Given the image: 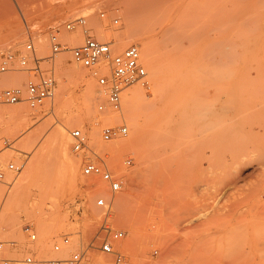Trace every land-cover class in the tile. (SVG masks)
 Returning <instances> with one entry per match:
<instances>
[{
    "label": "rangeland",
    "instance_id": "obj_1",
    "mask_svg": "<svg viewBox=\"0 0 264 264\" xmlns=\"http://www.w3.org/2000/svg\"><path fill=\"white\" fill-rule=\"evenodd\" d=\"M70 1L11 0L13 11H0V63L9 51L18 55L29 39L38 55L48 54L52 32L65 45L56 54L55 95L37 109L25 102L2 101L5 89L23 86L27 77L17 60L0 75V165L6 172L5 182L0 181V237L15 241L4 250L17 259L11 264H48V259L66 257L78 245L87 251L83 264H111L110 255L95 247L107 233L102 227L104 211L96 204L100 195L112 205L107 219L110 227L124 231V237L113 243L124 250L131 264H185L181 254H166L165 247L194 236L198 210L217 199L220 209H214L215 203L210 208L215 210L214 218H219L215 223L220 245L216 242L196 262L264 264V0ZM68 3H74L75 12L64 8ZM77 16L86 17L89 34L111 43L113 54L137 45L148 79L156 76L149 85L161 75V82L151 89L139 83L127 88L148 90L137 97L139 129L123 112L124 99L123 110L98 109L99 104L107 103V97L92 70L76 64L69 50L84 39L83 27H65ZM95 21L103 24L101 37L93 28ZM108 29L117 40L112 41ZM15 32L18 40L9 42ZM69 33H78L81 40L73 44L67 38ZM129 33L142 39L129 40L125 37ZM143 41L153 44L151 62L143 57ZM149 63L153 71L156 64L161 71L153 73ZM65 70L69 71L67 77L62 74ZM79 72L93 82L97 96L91 103L90 118L87 115L68 123L69 115L85 110V80L77 76ZM61 78L66 80L65 92L60 89ZM15 108L27 111V123L8 124L7 113ZM122 123L128 126L127 136L104 139V126ZM58 127L67 130L69 152L81 161L77 180L70 178L62 153L49 143ZM92 127L97 130L95 140ZM74 128L87 134L90 150H73L70 131ZM31 133L33 141L26 143ZM132 138L135 143L125 145ZM117 143L124 147L118 148ZM43 145L47 147L37 176L17 191L15 180ZM96 155L123 177L120 191L112 193L99 177L82 173L86 160L97 159ZM128 158L131 164L126 163ZM10 161L22 164V169L8 171ZM6 207L11 212L8 217L2 215ZM32 233H36L33 240ZM64 235H69L73 245L56 252L53 245ZM30 253L35 262L23 261ZM193 260L188 264H195Z\"/></svg>",
    "mask_w": 264,
    "mask_h": 264
},
{
    "label": "built area",
    "instance_id": "obj_2",
    "mask_svg": "<svg viewBox=\"0 0 264 264\" xmlns=\"http://www.w3.org/2000/svg\"><path fill=\"white\" fill-rule=\"evenodd\" d=\"M86 25L85 16H77L65 23L66 29L73 30L79 26L84 28L85 33L84 39L79 44L69 48L72 60L82 67L91 69L93 75L97 77L98 85L107 97V103L99 104L98 109L100 111L107 109L120 111L123 94L128 87L137 83L147 86L149 83L148 71L142 61L141 51L137 45L131 44L122 51L113 54L111 43L89 34ZM49 40L51 51L44 56L37 54L36 45L32 39L26 42L24 49L18 55L11 51L3 55L0 63V75L13 67L16 60L20 69L27 73L23 86L10 87L2 92L3 102L10 104L25 102L31 109H37L48 99L54 97L56 54L65 45L54 32L50 34ZM128 133L129 129L125 123L110 124L103 128V137L106 140L125 137ZM70 137L74 151L90 150L88 136L82 129H72ZM96 158L90 157L86 160L82 167V173L90 177H99L108 184L112 193L120 191L123 187V177L116 174L104 159L97 155ZM126 163L131 164V158H128ZM22 166L16 161H10L6 165V169L10 172H19ZM5 180L6 172L0 165V181L5 182ZM96 204L104 211L105 219L102 221V227L107 233L100 244L95 247L110 255L111 264H131L124 250L113 243V241L121 240L124 237V231L113 229L109 225L107 219L111 212V202L104 195H100L96 199ZM29 237L32 240L35 239L36 233L30 234ZM14 245V240H4L0 237V264H11L17 261L4 253L6 246L11 248ZM72 245L69 235H64L60 241L54 243L53 249L59 252L64 246ZM86 257L85 247L78 245L68 256L52 257L47 262L48 264H83ZM23 261L35 262L34 255L27 254Z\"/></svg>",
    "mask_w": 264,
    "mask_h": 264
},
{
    "label": "bare ground",
    "instance_id": "obj_3",
    "mask_svg": "<svg viewBox=\"0 0 264 264\" xmlns=\"http://www.w3.org/2000/svg\"><path fill=\"white\" fill-rule=\"evenodd\" d=\"M28 1V0H27ZM33 1V0H32ZM38 1V0H37ZM50 1V0H49ZM54 1H70V0H54ZM129 1H133V0H129ZM140 1H145V0H140ZM71 2V1H70ZM30 3V2H29ZM40 3V2H39ZM27 4V3H26ZM38 3H36L35 5H37ZM42 4H44V3H42ZM54 4V3H53ZM59 4H60V2H59ZM69 4V3H68ZM70 4H72V5H70ZM69 4V7H64V8H66V9H68L67 11H69V12H75V10H76V8H75V6L73 5L74 3H70ZM76 4V3H75ZM29 5V4H28ZM34 5V4H33ZM57 5V4H56ZM77 5V4H76ZM11 7H12V3H11V0H0V11H1V8L2 9H4V8H9V10L10 11H13L12 9H11ZM35 7H37V8H39L40 7V5H39V7L38 6H35ZM63 7V6H62ZM33 8V7H32ZM42 8V7H41ZM31 9V8H30ZM34 10V9H33ZM37 10H39V9H37ZM44 10V9H43ZM42 11V10H41ZM61 12V11H60ZM59 12V14H58V12H56L58 15H60L61 13ZM12 14V13H11ZM53 14H55V13H53ZM57 14H55L56 15V17H57ZM63 14V13H62ZM61 14V16H63ZM66 13H64V15H65ZM68 15V14H67ZM53 16V15H52ZM54 18H55V16H54ZM53 18V19H54ZM57 18H61V19H63V18H65V17H57ZM56 18V19H57ZM58 22H59V20H57ZM94 30H95V32L98 34V36H103L105 33H104V31H103V24H101L99 21H95V23H94ZM109 30V29H108ZM92 31V30H91ZM107 34H109V36L111 37L112 36V32H111V30H109L108 31V33ZM106 34V35H107ZM77 35H78V33H69L68 35H67V38L69 39V40H73V44L74 43H77V41H80L81 40V36L80 37H77ZM140 35H136V34H134V33H129V34H126L125 35V37H127V38H129V40L130 39H140L141 37H139ZM18 37H19V34L17 33V32H15V33H13V35L11 36V38L9 39V42H16L17 40H18ZM118 39V36H112V41H115V40H117ZM142 39V38H141ZM154 45H156V44H154ZM156 47V46H155ZM143 49H144V51H145V55H143V57L146 59H148L149 60V62H151L150 61V58H152V53H153V44H152V42H148V41H143ZM141 51V50H140ZM143 53V52H142ZM59 55V54H58ZM71 60V59H70ZM154 61V60H153ZM149 68H150V70H152L153 71V69H151V68H153V66H152V64L151 63H149ZM66 70H68V69H66ZM64 71V73H62L63 74V76H65L66 75V77H67V74H65V72H67V71ZM69 70H71V69H69ZM91 71V70H90ZM151 71V72H152ZM159 71H161V67H160V65H158V64H156L155 65V70L153 71V73H158ZM69 72V71H68ZM67 72V73H68ZM78 72V71H77ZM155 73V74H156ZM161 73V72H160ZM159 73V74H160ZM77 74V73H76ZM85 75H86V73H84V72H79V74L77 75L79 78H81V79H83V80H85V91H84V95H82V96H84V102H85V110L84 111H81V112H79V113H72L71 115H69L68 116V123H74V121L76 122V121H78V120H81L80 118H82L83 116H86L87 117V115H88V117H89V114H90V112H91V103L95 100V98H96V94L95 93H97L96 91H95V88H94V84H93V82L91 81V80H87V79H84L85 78ZM63 76H61V77H63ZM76 76V75H75ZM65 77V78H66ZM151 77V76H150ZM156 76H154L152 79H150L149 80V83H148V85L147 86H143V87H149L150 86V89L154 86V83L156 82L157 84L158 83H160L161 82V75H158L157 76V78L155 79L156 81L152 84V85H149L150 84V81L151 80H154V78H155ZM77 78V77H76ZM79 78H77V79H79ZM64 81H66L64 78L62 79L61 78V80H60V89H61V92L62 91H66L67 90V84L64 82ZM152 82V81H151ZM137 85V84H136ZM152 86V87H151ZM140 87H141V85H140ZM142 87V88H143ZM128 90V89H127ZM145 91H148V90H142V89H140V88H138L137 86L134 88V89H131V90H128L127 92H125V94H124V97H123V104H125V109L124 108H122V110H123V112L125 113V115H127V116H129L130 117V123L131 124H133V126L134 125H136L137 127L139 126V115L137 114V112L135 111V107H136V102L138 101V98L140 97L139 95H141V94H143V92H145ZM138 97V98H137ZM137 110V109H136ZM123 113V114H124ZM28 113H27V111H22V110H20L19 108H15V109H12V111H10L9 113H7V122H8V124L11 126V123L14 121L15 122V124H21V123H27V121H28ZM91 115V114H90ZM93 115V114H92ZM124 115V116H125ZM92 117V116H91ZM90 118V117H89ZM126 118H128V117H126ZM97 119V118H96ZM94 121H96V120H94ZM132 121V122H131ZM66 122H67V119H66ZM109 123V122H108ZM107 123V124H108ZM9 125H8V127H9ZM13 125V124H12ZM66 125V124H65ZM64 125V126H65ZM7 127V128H8ZM66 127V126H65ZM136 127V128H137ZM6 128V129H7ZM92 128H94L93 129V131H94V133H93V131L91 132V136H92V138L95 140L96 138H95V134H97V130L95 129V127H92ZM138 129H139V127H138ZM95 130H96V132H95ZM169 132H171V129L169 130ZM32 133H31V135H28V137H27V139H25V142L27 141V140H30L31 138H32ZM36 135H34V137H35ZM29 138V139H28ZM98 138V137H97ZM135 138V137H134ZM134 138H132L131 140H129V141H127V142H125L126 144L125 145H130L131 143H135V139ZM119 139V138H118ZM22 140V139H21ZM31 142L33 141L32 139L30 140ZM30 141H28V143L30 142ZM68 136H67V130L64 128V127H58L54 132H53V134L51 135V138H50V142L49 143H53L54 145H55V147L57 148V150L60 152V153H62V155H63V157H64V159H65V165L67 166V173H68V175L70 176V178L71 179H73V180H77L79 177H81V175H80V172H79V163L81 162H79V158L77 159V158H75V156L73 155V154H71V152H69L70 150H69V145H68ZM97 142V141H96ZM27 143V142H26ZM116 143V142H115ZM33 144V143H32ZM92 144H94V143H92ZM48 145V144H47ZM103 145V144H102ZM94 146V145H93ZM104 146V145H103ZM116 146L118 147V148H122V147H124V145L123 144H119V143H117L116 144ZM47 146L46 145H43V146H40V148H38L35 152H34V154H33V156H32V158H31V160L29 161V163L26 165V167H25V169H24V171H23V173L21 174V175H19L18 177H17V179L15 180V182H14V186H15V188L17 189V191L21 188V186H23L24 185V183H26L27 181H29L30 179H32V178H34L35 176H37V169H39L38 167H39V164H40V162H41V160L43 159V157H44V154H45V152H46V150H45V148H46ZM156 147H157V145H156ZM51 148V147H50ZM53 148V147H52ZM111 149H112V147H111ZM93 150V149H92ZM94 151V150H93ZM90 156H91V154H90ZM110 158V157H109ZM243 164V163H242ZM41 166V165H40ZM218 166V165H217ZM228 166V165H227ZM114 167V166H113ZM226 167V166H225ZM233 167V166H232ZM237 168H239L238 166H236ZM209 168H211V170L210 171H213V169H212V167H209ZM216 168V167H215ZM234 168V167H233ZM235 169V168H234ZM45 173V172H44ZM238 178L239 177H241V172H239L238 173V176H237ZM46 178V177H45ZM35 179V178H34ZM33 179V180H34ZM83 180V179H82ZM84 181V180H83ZM83 181H82V183H83ZM86 181V180H85ZM84 181V182H85ZM94 181V180H93ZM75 183V182H74ZM209 183V182H208ZM99 184V182L97 183V185ZM47 185V184H46ZM96 185V186H97ZM103 185V184H102ZM102 187V186H101ZM105 187V185H103V188ZM201 187V186H200ZM96 188V187H95ZM153 189H155L154 187H152ZM208 188V187H207ZM211 188V187H210ZM227 188H228V186H227ZM104 189H106V188H104ZM224 189H225V187H224ZM206 190V189H205ZM226 190V189H225ZM99 191V190H98ZM224 191V190H223ZM222 192V191H221ZM216 195V194H215ZM219 195H223V194H219ZM205 197V196H204ZM218 197V196H217ZM230 197V196H229ZM243 197V196H242ZM204 198L202 197V200H203ZM212 199V198H211ZM214 200H215V197L213 198ZM212 199V200H213ZM237 199H240L239 197L238 198H236L235 200H237ZM246 199V198H245ZM205 200V199H204ZM206 200H207V198H206ZM243 200V199H242ZM208 201V200H207ZM216 201H219L218 199L217 200H215L214 202H212V203H215V204H212V203H210V206H211V204H212V206H215V207H217L218 206V204H217V202ZM209 202V201H208ZM211 202V201H210ZM229 202V201H228ZM207 203V202H206ZM206 205H208V204H206ZM217 205V206H216ZM221 205V204H220ZM225 204H223V206H224ZM237 205V204H236ZM201 206V205H200ZM210 206L208 205V207H206V206H204L203 208H201L200 210H198V215H196L197 217H198V223H197V231H196V234L194 235V236H186V237H182L179 241H177L176 243H171V244H168V245H166V247H165V251H166V254L167 253H169V254H171V253H173V254H181L182 255V257H183V261H184V263L185 264H188V262H189V259L192 261L193 259L195 260V264H199L200 262H196V259H198V255L199 256H203L204 258H205V256H206V253L209 251V250H212L213 249V247H214V244L217 242V241H219V237L220 236H218V234H219V230H218V226H216V223H215V221L216 220H218V219H216V217L214 218V213H215V210L214 209H220V208H214V209H211L210 208ZM228 206V205H227ZM227 206H225V207H227ZM152 209V208H151ZM199 209V208H198ZM223 209V208H222ZM228 209V208H227ZM250 209H251V207H250ZM260 210V209H259ZM251 211V210H250ZM261 211V210H260ZM11 212H10V210H9V208H5V209H3V211H2V215L4 216V217H6V215H7V217H8V215L10 214ZM154 213V212H153ZM218 213V212H217ZM235 214V213H234ZM260 215V214H259ZM246 216V215H245ZM262 216V215H261ZM243 217V216H242ZM255 217V216H254ZM121 218V217H120ZM195 218V217H194ZM239 218V217H238ZM237 218V221L239 220ZM245 218V217H244ZM259 218V217H258ZM192 219V218H191ZM216 219V220H215ZM125 220V219H124ZM241 220V219H240ZM38 222V221H37ZM242 222V221H241ZM185 223V222H184ZM188 223V222H187ZM194 223V222H193ZM238 223V222H237ZM237 223H234V226L237 224ZM240 223V222H239ZM255 223V222H254ZM241 224V223H240ZM238 225V224H237ZM239 226H241V225H239ZM131 227V226H130ZM163 227H164V225H163ZM132 228H133V226H132ZM134 229L136 230V228L134 227ZM134 229H133V231H134ZM222 229V228H221ZM153 230V229H152ZM170 230V229H169ZM135 232V231H134ZM133 232V233H134ZM43 233V232H42ZM156 233V232H155ZM166 233V232H165ZM229 233V232H228ZM42 236H43V234H42ZM92 236V235H91ZM184 236V235H183ZM26 237V236H25ZM140 237V236H139ZM24 240V239H23ZM142 240V239H141ZM149 241V240H148ZM150 241H151V239H150ZM94 242V241H93ZM220 242V241H219ZM219 242H217V245L219 244ZM156 243V242H155ZM150 244V243H149ZM151 244H153V243H151ZM43 245V244H42ZM158 245V244H157ZM220 245V244H219ZM155 246V245H154ZM159 246V245H158ZM42 246L40 245V248H41ZM217 246H215V248H216ZM44 249V248H43ZM159 249H160V247H159ZM215 250V249H214ZM213 252V251H212ZM204 254H205V256H204ZM209 254V253H208ZM225 254V253H224ZM196 255V256H195ZM193 257V256H195L193 259L192 258H189V257ZM101 258V257H100ZM91 259V258H90ZM94 259V258H93ZM96 259V258H95ZM102 259V258H101ZM101 259H100V261H101ZM200 259V258H199ZM194 260H193V262H194ZM93 261V260H92ZM103 262V261H102ZM99 263V264H103V263ZM192 262V263H193ZM217 262V261H216ZM194 264V263H193Z\"/></svg>",
    "mask_w": 264,
    "mask_h": 264
}]
</instances>
